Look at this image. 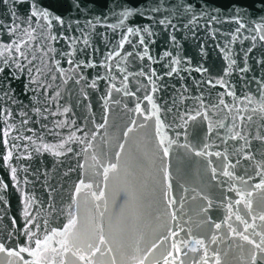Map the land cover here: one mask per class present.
Here are the masks:
<instances>
[{
  "label": "water",
  "instance_id": "obj_1",
  "mask_svg": "<svg viewBox=\"0 0 264 264\" xmlns=\"http://www.w3.org/2000/svg\"><path fill=\"white\" fill-rule=\"evenodd\" d=\"M32 2L0 0V77L7 78L0 84V243L6 249L34 247L26 231L43 239L74 216L82 247L95 243V226H103L113 249L97 255L103 264H111L113 256L116 264H136L132 257L145 255V264H163L169 251L178 256L176 264H202L205 249L197 240L204 241L208 264H215L213 252L220 264H251L252 245L229 225L243 232L237 215L252 224L253 216L264 214V188H256L264 180L259 138L264 136V30H254L264 22L260 0H83L81 9L35 0L64 18L63 26L41 17L29 21ZM233 4L248 9L238 33ZM125 7L139 8L143 15L124 19L119 13ZM122 19V25L110 27ZM8 45L13 46L5 50ZM145 46L151 59L144 56ZM112 52L119 55L109 59ZM172 68L177 71L168 75ZM73 135L76 139H69ZM60 144L52 151L44 148ZM201 150L208 155L195 154ZM8 151L12 157L5 160ZM110 164L117 168L105 179ZM93 193L103 196L96 199ZM241 193L252 201L251 209ZM255 225L245 235L259 242L252 234L264 232V221ZM177 242H182L179 254L172 248ZM52 246L58 247L55 240ZM9 262L23 264L0 252V264Z\"/></svg>",
  "mask_w": 264,
  "mask_h": 264
},
{
  "label": "snow or ice",
  "instance_id": "obj_2",
  "mask_svg": "<svg viewBox=\"0 0 264 264\" xmlns=\"http://www.w3.org/2000/svg\"><path fill=\"white\" fill-rule=\"evenodd\" d=\"M5 3H7V0H4ZM17 2H20V0H17ZM59 2L61 3H68L70 8H76V9H81V4L83 2V0H59ZM261 6L264 7V0H260ZM231 11H234L236 13V16L234 17L235 22L238 24V27L235 29V31L238 33L240 32L241 28H244L245 25L244 23H241V14L242 13H246L248 11V9L244 6V5H240V4H233L231 6ZM135 12H140L141 15H143V12L139 9V8H134V7H125L124 10L122 12L119 13L120 16H122L124 19H128L130 16H132ZM113 15H116V13H113ZM33 17H41L44 20H49V23L51 24V20H55L57 22H59L62 26L66 23L65 19L62 18L61 16L55 14L54 12L50 11L48 8L45 7H41L38 3L35 2V0H33V2L30 5V16L28 17L29 21H31V19ZM51 18V19H50ZM97 23H99V17L95 18ZM124 19L119 21V24L117 25H110V27L112 28H116L119 27L120 25H122L124 23ZM216 17H212V20H215ZM262 21H264V17L261 18ZM88 26L90 27H95V25L92 24V21H88ZM159 23L161 24H165L164 20L159 21ZM78 24V22H77ZM68 26L71 27V23L68 22ZM29 27H31V24H29ZM143 32L145 33H149V29L147 27H144ZM256 31H260V30H264V22L258 23L256 25V28L254 29ZM34 31V29H33ZM141 29L140 28H136L135 32H140ZM128 33H133L134 30L133 28H128L127 29ZM24 34L27 35L29 37V39H35L34 36L31 35V33H29L27 31V29L24 30ZM149 35H151V33H149ZM53 40H56L57 37L56 36H52ZM65 39H72L71 37H65ZM127 39V37H123L121 40V44L120 46L123 47V43L125 42V40ZM173 40H175V37H172ZM253 39H255V37H253ZM261 40H264V35L260 36ZM140 44L143 45L144 44V39L141 38L140 39ZM85 44L88 43L87 40L84 41ZM13 45H8L6 46L5 50H7L8 48H11ZM16 51L19 53V55L25 59H27V57L25 56V53L22 52L20 50L19 45H15ZM51 51H55V49H51ZM113 55H119L118 52H112L109 54V59L112 58ZM129 55H131V53H129ZM165 55H169V53H165ZM0 56H3V52H0ZM144 56L148 57V59H151L150 56H148V52H147V48L145 46V52H144ZM141 59H143V57H141ZM3 64H7L8 60L5 59L2 61ZM69 64H72V60L68 61ZM83 63V61L81 62ZM174 63L179 64L180 61L179 60H175ZM235 61H232L231 64L228 65V69H231L232 64H234ZM19 67V65H17ZM59 65L57 64V67ZM79 65H76V67H78ZM201 69H197V71H200ZM246 70V69H242ZM29 72L32 71L31 68L28 69ZM40 69H36L37 73H40ZM121 71H123V69H121ZM177 71L176 68H172L170 70V72L168 73V75H172L173 73H175ZM206 71V69L204 70ZM227 71V69H226ZM4 72V68L0 67V73ZM63 74V72L61 73ZM143 74V73H142ZM6 77H0V84L3 83L4 80H6ZM125 79H127V77H125ZM209 83H211V81H209ZM217 83L222 84L223 80H219L217 81ZM95 86V85H93ZM113 87H115L113 85ZM118 90V89H117ZM155 90V89H154ZM228 95H235L233 92H229ZM146 99L151 100V96L146 97ZM220 104H223L225 107H228V105L225 103V101L223 99L220 100ZM153 107L155 108L156 105H153ZM137 111H141V109L139 108V106L136 109ZM3 109H0V115H3ZM35 111L40 112V109L37 108L35 109ZM65 112L68 111V109L64 110ZM260 111L264 112V104L261 105L260 107ZM8 115H11V113L9 112ZM153 115H155V113H153ZM197 116L200 115L199 112L196 113ZM6 118V117H5ZM189 119H195L194 116H190ZM248 119H251V117L249 116ZM133 123H135V121H133ZM62 126V125H59ZM103 125H101L102 127ZM129 131H131V129H129ZM209 131H211V127L209 128ZM127 134V133H126ZM4 135L7 136L8 133L7 131L4 132ZM236 136H240V133L237 132ZM242 138V137H241ZM260 139L264 140V136L259 137ZM69 139H76V137L73 135L72 137H69ZM4 143H7V140L4 141ZM81 143H84V141H81ZM165 143L164 139H161L160 144L163 146ZM174 143V141H170L168 143L167 147H163V152L164 155L167 156L168 155V149L169 147H171V144ZM63 144L60 145H55V146H49V145H44L45 150H49L52 151L54 148L56 147H63ZM88 147H91V144L89 143ZM123 147V146H121ZM208 145L205 144L204 148H207ZM69 151H71V149H69ZM54 155H60V152H53ZM196 155H208V153H205L203 150L201 151H196L195 152ZM217 156L220 155V153H216ZM12 157V152L8 151L7 155L5 157H3L5 160H9ZM117 168L116 164H110L109 166L104 168V172L103 175L105 177V179L108 178V173L110 171H115V169ZM12 172L15 173L16 169L13 168ZM213 172H215V169H213ZM167 175V173H166ZM225 176H232V173L229 171H225L224 172ZM257 175H259V173H257ZM13 178H15V176H13ZM81 185L84 184L83 181L80 182ZM170 186V185H169ZM84 187L87 188H91V185H84ZM256 188H264V180H262L259 184L256 185ZM81 187L77 186L76 188V193L79 194L81 192ZM249 197L251 196V193L247 194ZM93 196H95L96 199H100L103 196V193L100 194V196H96L95 193H93ZM241 198L245 200V207L248 209L252 208V201L250 199H247L243 193H241ZM174 202V201H173ZM236 203H240V201H237ZM97 207H99L97 205ZM231 207V206H229ZM28 213L27 211L25 212V216H27ZM101 216H103V213H100ZM173 218H175V214H173ZM237 220H241V222L244 224V231L240 232V231H236V229H233L231 227V225H229V228L231 231H233L235 233V235L239 236L241 239H243L244 241H246L248 244L252 245V253H251V264H259V262H264V232H253V236H259V242H257L255 239H251L248 235H245V233L248 231L249 228H255V221L258 219L260 221H264V214H261L259 216H253L252 217V224H249L247 220H243L241 218V216L237 215L236 216ZM77 219L76 217L72 216L67 224H65L63 226L62 229H52L51 232L47 235H45L43 237V239H33V237H35V233L31 232L30 230L25 232V235H27L29 237V241L30 244H34L33 246L30 245H26V246H21L19 248V250L16 249H6L3 243H0V252L3 253H7L8 256H15L18 257L20 260L23 261V264H77V261L81 262V264H103L102 260H97V255H99V257H104L105 253H111L113 251L112 247L109 246V240H107L103 234V226L101 224H96V229H98V239L96 240L95 243H87L86 246H81L80 244V240H79V234L77 232L74 231V229H76L77 227ZM35 227L39 228V225H35ZM221 227V224L217 223L215 224V228L219 229ZM172 237H176L178 235L177 232H171L170 233ZM59 236L61 237V239L56 240V237ZM165 240L168 239V237H164ZM55 240L56 244L58 245V247H54L52 246V242ZM212 242H215V237L212 238ZM180 243L182 242H177V243H173L172 248L175 250V253L179 254L181 253V247H180ZM197 244L200 245L201 248H204V255L203 257H201L202 260V264H208V250L205 248L204 245V241L203 240H197L196 241ZM103 247V250H102ZM153 248L156 247V245L154 244L152 246ZM137 252H139L140 250L137 248L136 249ZM192 251H197L196 248H193ZM21 253H28L31 257H33L32 260H25L23 258V256H21ZM68 254H71V257H74L75 259H66ZM184 255H187V253H183ZM213 256L215 258V264H220V257L218 253L213 252ZM57 257H59V260L57 262ZM169 257H171L172 259L170 260ZM147 255H145L143 258H138L137 256H133L132 259L135 260L136 264H145V260H147ZM178 259L177 255H174V253L172 251L168 252V255L165 256L163 258V264H176V260ZM9 264H11V262H9ZM111 264H116V258L113 256L112 260H111ZM154 264H158V262H154ZM179 264H184V262L182 260H180Z\"/></svg>",
  "mask_w": 264,
  "mask_h": 264
}]
</instances>
